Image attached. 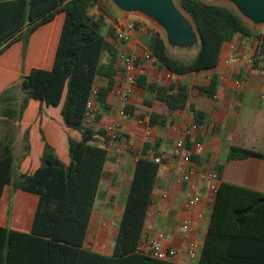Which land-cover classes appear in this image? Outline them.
Wrapping results in <instances>:
<instances>
[{"label": "trees", "instance_id": "1", "mask_svg": "<svg viewBox=\"0 0 264 264\" xmlns=\"http://www.w3.org/2000/svg\"><path fill=\"white\" fill-rule=\"evenodd\" d=\"M178 6L194 26L199 49L190 62L180 61L168 53L160 32L150 29L145 45L159 69L175 76L213 69L222 48L239 36L256 42L250 68L264 72V32L253 31L236 12L223 5L178 0ZM95 7L98 15L92 13ZM104 10L100 0H0V66L14 69L19 61L21 70L17 78L5 81L0 91L2 118L18 123L30 108L37 111L38 117L44 107L59 108L66 130L79 134V139L67 134L69 163L65 165L38 128L40 149L33 163L30 128H26L22 135L25 154L17 166V176L13 179L12 159L0 165V195L2 188L11 184L16 191L38 197L29 232L0 227V264H103L104 260L110 264L123 260L170 264L136 251L154 183L165 161L157 153L148 154L149 144L136 159L111 257L83 248L108 154L99 142L105 145L112 139L104 127L98 126V110L109 109L107 99L121 72L116 66L117 50L107 40V36L116 40L114 30H109L107 36L102 33ZM52 24L57 28L51 66L29 68L26 59L32 37ZM139 29L136 22L135 30ZM9 51L15 58L4 57ZM97 80L104 84L96 88L93 118L87 125L86 105ZM136 85L169 110H182L188 105L185 85L173 82L163 86L141 77ZM216 87L217 77L213 75L209 84L198 90L213 98ZM124 111L133 114L128 108ZM192 112L195 125H202L205 114L194 109ZM157 119L151 113L149 126L162 124ZM156 158L161 164L155 163ZM249 158L264 160V153L230 147L226 160ZM198 264H264V193L226 182L218 184Z\"/></svg>", "mask_w": 264, "mask_h": 264}, {"label": "crops", "instance_id": "2", "mask_svg": "<svg viewBox=\"0 0 264 264\" xmlns=\"http://www.w3.org/2000/svg\"><path fill=\"white\" fill-rule=\"evenodd\" d=\"M100 1L104 6L109 5V0ZM118 11L115 10L120 13ZM92 13L98 15V8H93ZM109 23L111 25L107 24L106 31L102 33L107 36L109 30H114L115 35V25L110 21ZM56 28L53 24L45 26L32 37L26 59L29 68L51 66L56 46ZM160 34L167 50L171 47L173 51H179L184 55V48L172 47L167 43L165 33V38L161 32ZM146 38V32L136 31L131 34L128 41L122 43L107 36V40L113 44L117 52L124 51L132 55L148 53ZM255 47L254 40L245 41L236 36L230 44L222 48L215 68L185 76H175L159 69L151 61H144L138 70V77L163 86L174 82L187 87L188 105L182 110H169L138 85L134 86L130 97L122 101L116 95V91L124 86V73L121 63L117 61L116 66L121 72L115 77L116 85L107 99L109 109L98 110L101 115L98 126L109 130L115 122L120 121V129L115 134L109 131L113 133L107 144L99 142L100 146L106 147L108 154L88 223L83 245L85 250L105 258L111 257L135 162L145 145L142 142L143 128L132 118L120 120L119 113L124 108H128L135 115H142L141 118H149L150 114L154 113L159 117L157 122H162L150 127L152 135L150 142L146 143L150 145L148 152L150 156L157 153L166 162L160 166L154 183L152 203L143 235L150 237L157 232L164 234V246L176 251V257L169 261L170 264H198L199 259L191 260L186 256V243L181 235L180 226L184 221L191 223L192 238L200 245L201 254L215 198L208 191L209 181L204 176L205 171L212 170L216 174L217 184L226 182L264 193V160L256 158L226 160L230 147L264 153V72L250 68V58ZM169 50L172 57L183 61L180 57L172 55V50ZM196 52L185 62H190ZM6 56L8 60L15 58L10 51L4 57ZM13 71L15 68L0 66V91L5 81L11 80L4 79V74H11ZM213 75L217 77L216 92L213 98H207L198 88L207 86ZM102 84L104 81L97 80L94 89L97 90V86ZM192 109L205 114L204 122L197 127V131L191 130L192 126H196ZM26 128H30V158L33 163L40 149L38 128L43 130L60 160L65 165L69 163L67 134L75 139H79V134L66 130L59 115V108L44 107L40 117L35 109L30 108L24 112L18 123L7 122L0 114V165L12 159L13 179L17 176V166L25 154L22 135ZM129 137L134 139L131 149L125 147ZM179 138L184 139L186 152L197 164V172L192 181L197 186L200 203L189 210L185 208L184 187L178 182L182 164L171 158L174 143ZM37 201L36 195L16 191L11 184L5 185L0 195V227L29 232ZM198 215L201 217L198 218ZM102 263L111 262L104 260ZM118 264L145 263L139 260H123Z\"/></svg>", "mask_w": 264, "mask_h": 264}, {"label": "built area", "instance_id": "3", "mask_svg": "<svg viewBox=\"0 0 264 264\" xmlns=\"http://www.w3.org/2000/svg\"><path fill=\"white\" fill-rule=\"evenodd\" d=\"M135 23L130 20H117L115 25V36L119 43L128 41L131 34L135 32ZM117 61L121 63L123 73H124V86L116 91V95L122 100L126 101L132 94V90L136 85L138 78V70L144 61H151L154 63V59L149 53L143 55H132L127 54L124 51L117 52ZM96 96V90L93 89L91 98L86 105V118L85 123L87 125L91 124L93 118V102ZM120 120L134 119L139 126L143 128L142 142L144 144L149 143L151 139V128L149 126V118H139L135 114H129L124 110L119 113ZM120 121L115 122L107 132L113 131L114 133L120 129ZM191 130L197 131V126H192ZM109 132V133H110ZM134 139L129 137L126 140L125 147L131 149L133 147ZM171 158L173 160H178L182 164L181 175L178 180L180 185H183V193L186 198L185 208L187 210L195 207L200 203V197L197 193V186L193 183L192 178L197 172V164L192 160L190 154L185 150V142L183 138H179L175 141L173 149L171 151ZM155 163L161 164L159 158H156ZM164 161L163 163H165ZM205 178L209 181L208 191L212 196H215L218 184L217 176L212 170L204 172ZM201 216L198 215V218ZM181 235L185 240V253L186 256L191 260L199 259L200 255V245L196 240L192 238V226L188 221H184L181 224ZM136 251L140 254L148 256L155 260L160 261H172L176 257V251L172 248H167L164 246V234L162 232H157L153 236L146 237L141 236Z\"/></svg>", "mask_w": 264, "mask_h": 264}, {"label": "water", "instance_id": "4", "mask_svg": "<svg viewBox=\"0 0 264 264\" xmlns=\"http://www.w3.org/2000/svg\"><path fill=\"white\" fill-rule=\"evenodd\" d=\"M250 21L264 23V0H229ZM123 12H140L157 22L172 47L184 48L197 43L198 35L191 20L185 19L171 0H112ZM184 46V47H183Z\"/></svg>", "mask_w": 264, "mask_h": 264}, {"label": "rangeland", "instance_id": "5", "mask_svg": "<svg viewBox=\"0 0 264 264\" xmlns=\"http://www.w3.org/2000/svg\"><path fill=\"white\" fill-rule=\"evenodd\" d=\"M172 4L174 5V7L178 10V12L188 21L190 20L189 17L179 8L178 6V0H171ZM206 3L209 4H217V5H223L226 6L228 8H230L231 10H233L234 12H236L241 18L242 20L249 26L251 27V29L253 31H264V23H261L259 25H255L253 24L250 19H248L246 16H244L243 14H241V12L237 9V7L231 3L229 0H202ZM119 10L112 2V0H109V5L105 6V10L103 13L104 16V25L102 28V32L106 31V28L108 27L107 24L111 25L109 23L112 22L113 24L116 23L117 20H130V21H134L140 24V29L139 31H136L138 33L140 32H146L150 29H155L159 32H161L165 38L164 32L161 29V27L158 25L157 22L153 21L150 18H147L146 16H144L143 14H141L140 12H123L121 10H119L117 13L115 12V10ZM118 14H124V17H121V15ZM109 20V21H108ZM199 45H200V41L198 39L197 43H193L192 45H190V47H184L185 49V53L184 55H182L181 53H179V51H173L171 47H168V53L170 54V50L171 49V54L176 56V57H180L181 60H183V62L188 61L192 55L195 53V51H198L199 49ZM197 53V52H196ZM13 59V58H12ZM187 63V62H185ZM2 67V66H1ZM20 65H19V61L18 63H16V67H15V71H13V73H5L4 74V79H15L19 76L20 73ZM3 78V77H2ZM1 78V79H2ZM3 81V79H2ZM113 133V132H112ZM110 133V135L112 134ZM115 134V133H114Z\"/></svg>", "mask_w": 264, "mask_h": 264}]
</instances>
